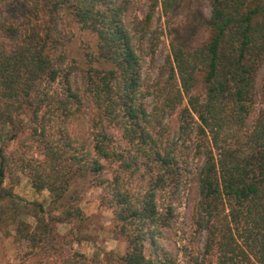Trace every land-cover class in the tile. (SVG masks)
<instances>
[{
	"label": "trees",
	"instance_id": "obj_1",
	"mask_svg": "<svg viewBox=\"0 0 264 264\" xmlns=\"http://www.w3.org/2000/svg\"><path fill=\"white\" fill-rule=\"evenodd\" d=\"M147 1L139 18L132 15L133 0H0V126L8 142L29 137L41 155L0 146V229L11 236L12 228L13 239L26 243L19 264H104L99 255L91 259L73 248L86 238L80 201L87 183L109 188L107 203L126 241L123 255L107 252L106 260L179 264L160 241L172 209L168 204V217L158 207L175 170L198 196L195 224L203 242L192 264H264V114L254 112L256 97L264 98V78L257 84L264 0H207L209 14L199 22L206 39L171 41L161 106L145 102L141 68L157 45L150 32L156 8L168 14L181 0ZM61 15L96 40L67 69ZM191 132L201 156L195 170L189 164L194 149L184 138ZM118 169L152 175L134 196ZM16 171L34 191H48V207L5 187L7 177L18 182ZM58 224L71 225L67 234ZM61 239L68 250L54 246Z\"/></svg>",
	"mask_w": 264,
	"mask_h": 264
},
{
	"label": "rangeland",
	"instance_id": "obj_2",
	"mask_svg": "<svg viewBox=\"0 0 264 264\" xmlns=\"http://www.w3.org/2000/svg\"><path fill=\"white\" fill-rule=\"evenodd\" d=\"M147 4V0H133L132 15L137 14L139 18H142ZM208 14L209 6L207 0H181L179 7L168 14L164 13L160 4L156 8L150 24V32L157 38V45L154 53L151 56L147 55L145 57V62L141 68V77L144 80L142 84L143 91L147 92L149 89L145 93L144 100L146 103L155 100L159 106L162 104V98L165 96L162 89H164V85L168 81L170 68L173 65L171 62V41L175 40L177 35H183L185 39L193 36L196 38L195 43L205 40L206 33L200 29L199 22L202 18L208 16ZM60 23L59 31L62 33V40L65 41L67 48V69L69 65L73 64V60L76 58L79 60L81 58L79 54L84 52L88 46L94 45L96 40L91 33L82 30L70 15H61ZM194 26L197 27L194 28ZM191 39H188V41ZM262 78H264V63L259 70L257 78L258 87L261 84ZM61 80L56 82L55 85L61 87L63 83ZM165 89V92H167L168 88ZM254 112H263L264 114V98L262 96L256 97ZM175 115L176 112L171 116ZM172 130L171 137H175L173 141L181 144V138H176L177 131ZM7 134V128L0 126V146L4 147L7 153L21 150L20 152L25 151L27 154L36 157L41 156L35 144L29 141L28 135H26L28 138L25 141L20 137L8 142ZM117 135L121 136L118 133ZM184 138L187 140V144H191L194 149L195 142H197L194 132H191ZM123 144L124 147L133 149V145L126 144L125 142ZM200 163V154H197L195 149L192 150L189 158L190 168L195 170ZM115 168H117L116 165H112L109 167V172H106L110 180L114 178L115 171L113 169ZM118 171L120 172L121 169H118ZM14 175L17 176L18 182L15 184L14 179H12L13 177H7L4 182L6 188L11 189L18 198L37 200L45 207L49 206L50 197L47 190L34 191L30 186L26 174L21 171H16ZM151 175L152 173H147L145 170H141L136 174H132L129 170L120 172L118 176H124L122 183L126 190L136 196L146 188L147 181ZM83 188H85V191L81 195L80 207L86 217L83 225L86 238L74 241L73 248L85 254L88 258L93 259L99 255L104 264H115L116 260H106L105 254L113 252L119 256L123 255L126 252V241L120 234L119 224L115 220L112 208L107 203V200L110 198L108 193L109 188L103 185H89L88 183L83 185ZM162 194L163 199L161 197L158 199L159 209L163 210V215H167L168 204H170L172 209L169 226H161L159 228L161 231L160 241L162 247L172 252L179 264H192L190 256L192 254L200 255L203 242V234L199 232L195 224L198 201L196 189L180 171L175 170L174 176L166 178L165 190L159 193V195L161 196ZM27 221L31 224L34 223L31 217H28ZM70 227V224L57 225L58 232L61 235L67 234ZM9 231L11 236L0 229V264H19L20 260H24L27 246L25 242L13 239L12 228ZM65 243V240L61 239L54 246H58L59 249L64 248V251H66L70 246ZM150 244L147 243V255L151 250ZM51 258L53 260L59 259L54 253L51 254Z\"/></svg>",
	"mask_w": 264,
	"mask_h": 264
}]
</instances>
